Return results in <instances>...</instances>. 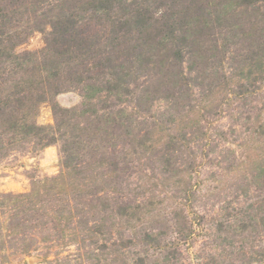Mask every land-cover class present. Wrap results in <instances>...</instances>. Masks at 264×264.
<instances>
[{
	"label": "rangeland",
	"instance_id": "obj_1",
	"mask_svg": "<svg viewBox=\"0 0 264 264\" xmlns=\"http://www.w3.org/2000/svg\"><path fill=\"white\" fill-rule=\"evenodd\" d=\"M0 264H264V0H0Z\"/></svg>",
	"mask_w": 264,
	"mask_h": 264
}]
</instances>
